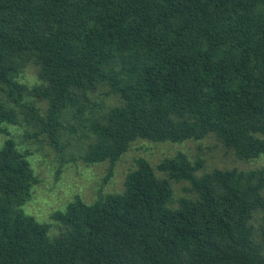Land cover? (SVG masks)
Returning <instances> with one entry per match:
<instances>
[{
	"label": "trees",
	"instance_id": "16d2710c",
	"mask_svg": "<svg viewBox=\"0 0 264 264\" xmlns=\"http://www.w3.org/2000/svg\"><path fill=\"white\" fill-rule=\"evenodd\" d=\"M27 64L48 103L41 133L59 151L60 115L78 90L101 84L123 101L92 125L88 165L115 164L140 140L211 136L242 161L264 156V0H0V135L17 121L7 106L24 101ZM158 170L166 176L141 159L122 194L76 197L52 216L53 236L24 210L38 180L7 140L0 264H264V167L208 172L180 152ZM182 182L191 196L175 208Z\"/></svg>",
	"mask_w": 264,
	"mask_h": 264
},
{
	"label": "rangeland",
	"instance_id": "374dc122",
	"mask_svg": "<svg viewBox=\"0 0 264 264\" xmlns=\"http://www.w3.org/2000/svg\"><path fill=\"white\" fill-rule=\"evenodd\" d=\"M17 79L28 89L22 103L7 106L13 109L17 121L5 125L10 135H0V150L11 139L29 162L38 184L33 187L31 200L24 210L37 221L51 224L53 236L59 231L58 223L52 219L56 211L65 210L76 197L93 204L100 198L122 194L127 176L138 168L141 159L148 160L160 177L166 175L158 170V166L180 152H185L191 161L203 159L208 172L235 167L245 171L264 167V156L250 162L242 161L232 153L228 154L213 136L180 144L140 140L115 164L105 161L88 165L86 156L98 143L92 125L107 123L109 112L122 106L121 98L109 94L108 88L101 84L87 92L78 90L75 93L77 104L64 108L60 115L59 151L50 145L48 136L41 133L39 117H44L48 103L34 94L33 87L38 85L37 68L27 64ZM0 105H7L3 93H0ZM26 108H31V115L27 114ZM190 186L189 182L174 183L176 203L173 207H178L177 201L182 197L191 196L186 191Z\"/></svg>",
	"mask_w": 264,
	"mask_h": 264
}]
</instances>
